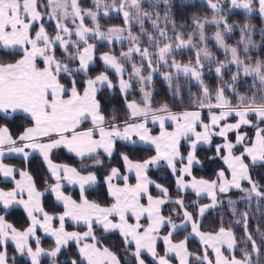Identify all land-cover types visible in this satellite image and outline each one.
<instances>
[{"label": "snow or ice", "instance_id": "6c2138e0", "mask_svg": "<svg viewBox=\"0 0 264 264\" xmlns=\"http://www.w3.org/2000/svg\"><path fill=\"white\" fill-rule=\"evenodd\" d=\"M257 17L264 0H0V264H264ZM203 146L215 179L194 175Z\"/></svg>", "mask_w": 264, "mask_h": 264}, {"label": "trees", "instance_id": "16d2710c", "mask_svg": "<svg viewBox=\"0 0 264 264\" xmlns=\"http://www.w3.org/2000/svg\"><path fill=\"white\" fill-rule=\"evenodd\" d=\"M191 11L194 12L196 10L192 9ZM199 14L203 16V15H206L207 13H205L203 10H201L199 12ZM240 19H241L240 17H236V16L232 17L233 21H237V20H240ZM112 23H119V21H112ZM252 23L257 28V34L254 37V39L259 41V39H260V37H259V28L260 27H264V24H261V22H260L258 17L256 19H253ZM228 42L232 43L233 41L229 40ZM105 50L106 49L101 48L97 52V55L100 54V52L105 51ZM213 50H215V49H213ZM178 59H181L183 61H187L188 57L184 56V57H179ZM99 70H100L99 68L96 69V71H99ZM209 83L212 86H214V82L209 81ZM193 91H195V89H193ZM169 99H170V97H169ZM156 100H157V103H160L161 101H163L164 100L163 95L158 96L156 98ZM180 107H183V105H180ZM207 147L203 146L202 150L200 151V158H201L202 161H204V164H203V166L197 165L195 167L194 175L197 178L215 179V172L218 170V167L220 166V164H219V162H212V161H209L207 159L208 156L212 155V152L208 151ZM56 156L59 159V161L62 162V163H71V160L69 159V154H67L66 152H62V151L61 152H57ZM5 162L9 163V164H14L19 169H23V168L26 167V165H24L21 162V159H17V158H8V159L5 160ZM151 175H152L153 179H157V182L162 183L165 186L173 185V180L174 179L170 175L169 176H165L162 173L156 172L155 170H153ZM253 177H254V179H258V180L264 181V169H254L253 170ZM11 186H12L11 184H9L7 182H2L0 180V187L1 188L8 189ZM69 191L75 193L78 196V193L75 190L69 189ZM153 191H154V189H153ZM239 196H240V193L233 192V193H230L229 196H225V197H230V198H232L234 200H239ZM190 198L191 197H189V199ZM50 200H51V197L45 196L44 202H45L46 205L50 202ZM203 202L205 203L206 200H204ZM238 207H239L240 211H244L245 208L247 207V205L244 204V203H240L238 205ZM257 208H258L257 204L255 202H253V204L251 205L252 216H253V219L251 220V227H252L253 231L257 227L258 222L261 219H264V216H261V214L257 210ZM222 214H223L225 226H227L229 220L232 219L231 213L227 212L226 208L221 207V208H218V209L211 210L210 214L206 215V218H205V221H204V230L205 231L213 230V228L216 227V224H212V223H210V221H214L215 220L217 222V224H218L220 216ZM7 218L9 220V222H13L14 224H16L17 227L24 226V218L22 216V211L21 210H16L15 212H13V214L8 215ZM67 228H68V230H77V227L71 226L69 224H67ZM261 228H262V230H264V225H261ZM236 234L239 237L240 235H242V232L240 230H236ZM178 238H182V236L178 237ZM107 243L110 244V245L114 244L115 240H108ZM42 244H43V247H45V248H48V247L52 246L51 240H49L47 238H43ZM196 244H197L196 240H191L190 241V245L192 247H195ZM13 254H14V250H13L12 247H10L9 248V256L11 257V256H13Z\"/></svg>", "mask_w": 264, "mask_h": 264}, {"label": "crops", "instance_id": "0c3cea01", "mask_svg": "<svg viewBox=\"0 0 264 264\" xmlns=\"http://www.w3.org/2000/svg\"><path fill=\"white\" fill-rule=\"evenodd\" d=\"M154 134H158V127L156 128V132L154 133ZM8 158H17V159H20L19 157H15V156H13V157H8ZM8 158H6V159H8ZM17 178H19V177H17ZM174 179V178H173ZM0 180L2 181V178H0ZM132 182L134 183L135 182V178L134 177H132ZM1 188V187H0ZM5 189V188H4ZM9 189V188H8ZM69 189H71V190H75L77 193H78V189H73V188H71L70 186H69ZM154 191H155V189H154ZM22 211V210H21ZM67 224H69V225H71V226H74V227H77V226H75V225H73L70 221L67 223ZM58 226V225H57ZM41 235H43V234H41ZM44 238H47V239H49V240H51L50 238H48V237H44ZM197 243H198V241H196Z\"/></svg>", "mask_w": 264, "mask_h": 264}, {"label": "rangeland", "instance_id": "374dc122", "mask_svg": "<svg viewBox=\"0 0 264 264\" xmlns=\"http://www.w3.org/2000/svg\"><path fill=\"white\" fill-rule=\"evenodd\" d=\"M193 2H195V0H193ZM214 30V29H213ZM209 35H211V31L208 33ZM127 47V45H125V48ZM210 47H211V45H210ZM119 50V49H118ZM99 55V54H98ZM179 57H177V59H178ZM186 62V61H185ZM245 131H248V133H249V135H252L253 134V132H252V130L251 129H245ZM205 147H207V146H205ZM240 195H242V194H240ZM194 197H191L190 199H193ZM223 199H224V201H225V203H226V201H227V199L229 198V197H222ZM208 201L206 200V202L205 203H207Z\"/></svg>", "mask_w": 264, "mask_h": 264}]
</instances>
